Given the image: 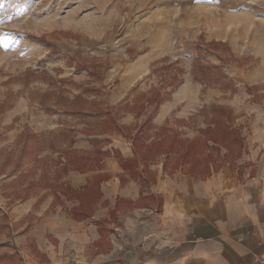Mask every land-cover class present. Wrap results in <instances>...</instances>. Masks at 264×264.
Returning a JSON list of instances; mask_svg holds the SVG:
<instances>
[{
  "label": "rangeland",
  "instance_id": "374dc122",
  "mask_svg": "<svg viewBox=\"0 0 264 264\" xmlns=\"http://www.w3.org/2000/svg\"><path fill=\"white\" fill-rule=\"evenodd\" d=\"M216 42L223 45L210 46ZM198 54L200 62L220 67L234 89L225 88L224 80L217 84L214 76L207 83L195 80ZM152 88L166 100L145 112H155L153 124L167 128L166 134L192 139L193 127L205 126L203 107L231 108L243 156L253 117L264 116V0H0V264H92L107 258L102 254L116 247L111 239L87 248L61 242L77 222L100 229L110 224L107 236L113 233L123 243L120 216L149 205L143 194L158 181L156 166L163 175L182 174L164 170L165 155L150 162L151 174L143 172V164L138 176L122 166L135 156L128 134L137 133L141 120L134 117L136 108L124 104ZM91 110L114 111L125 128L89 136L92 128L72 113ZM157 116L166 117L159 122ZM42 134L48 141L36 137ZM70 137L71 149L85 151L93 149L91 138L111 140L104 148L112 153L100 171L110 178L101 182L100 202L83 219L94 193L85 198L87 209L74 210L81 200H68L58 184L68 181L80 190L97 172L70 171L53 184L54 172L44 179L42 164L35 163L37 154L58 159L47 148L53 143L65 148ZM127 147L131 155L123 153ZM118 166L123 173L115 172ZM114 177L120 196L109 217L93 220L99 208L110 205L105 197L115 189L107 185ZM140 231L147 241L148 233Z\"/></svg>",
  "mask_w": 264,
  "mask_h": 264
},
{
  "label": "crops",
  "instance_id": "0c3cea01",
  "mask_svg": "<svg viewBox=\"0 0 264 264\" xmlns=\"http://www.w3.org/2000/svg\"><path fill=\"white\" fill-rule=\"evenodd\" d=\"M165 117L157 116L156 121ZM246 149L235 164L204 179L163 175L162 166H156L158 181L143 194L149 205L120 216L123 243L113 233L107 236L110 224L100 229L85 221L59 239L79 248L111 239L115 249L92 264H256L264 251V116L253 117ZM123 153L131 155L130 148ZM115 172L123 173L119 166ZM119 181H109L107 185L115 186L105 197L110 205L99 208L93 220L109 217L120 196ZM141 228L148 233L145 242Z\"/></svg>",
  "mask_w": 264,
  "mask_h": 264
},
{
  "label": "trees",
  "instance_id": "16d2710c",
  "mask_svg": "<svg viewBox=\"0 0 264 264\" xmlns=\"http://www.w3.org/2000/svg\"><path fill=\"white\" fill-rule=\"evenodd\" d=\"M39 41H42L39 40ZM223 43H214L210 46H221ZM196 57L192 69V74L195 80H201L202 83L211 81L210 76H214L217 80H224V86L227 89H234L232 87V80L228 79L222 69L217 65H209L207 63L200 62ZM160 62L157 64H162ZM218 84V82H217ZM226 89V90H227ZM165 97L160 93L159 90L152 88L147 93H140L134 97L132 102H126L124 107L136 108L138 110L137 116L134 117L139 119L141 117L136 134L129 133L128 135L133 140V150L135 156L126 160H122L123 168L133 172L134 176L140 175L138 167L140 164L144 165L143 172L151 174L149 169L150 162L159 155H165L166 161L164 170L169 168L175 171H180L182 174L191 175L196 179H204L211 176L213 173L221 170L225 165L232 164L233 161L237 160L242 156L244 144L241 136V128L237 127L235 121V114L233 110L225 106H205L200 111L204 119V127L197 128L193 127L197 132L196 136L192 139L182 138L181 134L174 132L172 134H166L169 130L165 127L158 128L153 124L151 115H147L145 111L152 108L154 105L159 106ZM116 109L121 110L122 107ZM72 114L75 117H80L81 121H84L88 127L92 130L88 131L89 136H100L112 131H121L125 128L124 125L118 123L119 116H115L114 111L109 110L107 112H100V110L91 111H75ZM144 114L143 116H141ZM197 116L192 117L189 120V127L191 128L190 122L196 120ZM157 130L154 139L148 142L151 138V130ZM153 130V131H154ZM86 131V130H85ZM61 137L65 135V130L59 134ZM42 139L48 138L46 134L40 136ZM75 137V136H74ZM74 137H70L66 141L67 145L65 148H55V143L50 144L47 148L54 153H59L58 159H52L50 157L35 158V163L42 164L43 178L46 179L47 175L54 172L52 176L53 184H57L60 180L70 171H78L80 173H87L96 171L89 180L88 185L80 190H75L71 187L70 183L64 181L58 184L59 193L63 194L66 198H78L81 203L74 210H83L85 208V198H89V194L92 192L94 196L90 202V207L84 210L81 219L92 215L95 207L100 202L102 197L101 193V182L106 181L110 178L109 174L100 172L104 167L105 157L111 155V149H105L106 145H109L111 140L109 138H91L89 142L92 144L93 149L90 151L74 149L72 147L74 143ZM30 153V151H29ZM41 153H43L41 151ZM119 155V152H117ZM31 170V169H30ZM31 172V171H30ZM55 172H61L57 174ZM32 175V174H31ZM57 175V176H56ZM149 178V176H147ZM145 182L148 183V179L144 177ZM154 181V178H152ZM31 187V185H30Z\"/></svg>",
  "mask_w": 264,
  "mask_h": 264
},
{
  "label": "built area",
  "instance_id": "2783aa9c",
  "mask_svg": "<svg viewBox=\"0 0 264 264\" xmlns=\"http://www.w3.org/2000/svg\"><path fill=\"white\" fill-rule=\"evenodd\" d=\"M256 264H264V251L257 256Z\"/></svg>",
  "mask_w": 264,
  "mask_h": 264
},
{
  "label": "snow or ice",
  "instance_id": "6c2138e0",
  "mask_svg": "<svg viewBox=\"0 0 264 264\" xmlns=\"http://www.w3.org/2000/svg\"><path fill=\"white\" fill-rule=\"evenodd\" d=\"M5 46H7V42L5 41Z\"/></svg>",
  "mask_w": 264,
  "mask_h": 264
}]
</instances>
